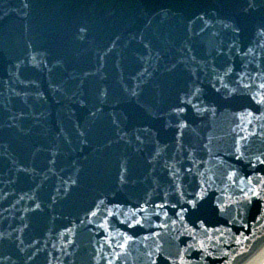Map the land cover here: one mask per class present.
Wrapping results in <instances>:
<instances>
[{
	"label": "water",
	"instance_id": "1",
	"mask_svg": "<svg viewBox=\"0 0 264 264\" xmlns=\"http://www.w3.org/2000/svg\"><path fill=\"white\" fill-rule=\"evenodd\" d=\"M261 84L264 0H0V264H261Z\"/></svg>",
	"mask_w": 264,
	"mask_h": 264
},
{
	"label": "snow or ice",
	"instance_id": "2",
	"mask_svg": "<svg viewBox=\"0 0 264 264\" xmlns=\"http://www.w3.org/2000/svg\"><path fill=\"white\" fill-rule=\"evenodd\" d=\"M228 71H231V69H228ZM223 86L225 88L227 87V85H223ZM245 87H247V86H245ZM260 87L261 88H264V84H261ZM200 91H201V89L196 88L195 91H193L191 93V95L192 96H196ZM217 91H219V89H217ZM252 99L255 100L257 104H264V95H261L259 97V99H257V97L254 95L252 97ZM186 103L191 105L192 104V100L191 99H188L186 101ZM192 107L193 108H196L195 105H192ZM175 111H177V113H183L184 111H186V109L184 107H178ZM196 111L199 112V111H201V109L196 108ZM249 115H252V113H249ZM179 127H181V128L187 127V124L182 122V123H180ZM259 162L261 164H264V160H260ZM125 171H126V169H125ZM187 171L190 172L191 169H188ZM173 175H175V173H173ZM233 175H234V173L229 174V179H232V176ZM121 180H122V182L124 181V176L123 175L121 176ZM251 182H252V178L249 177V184H251ZM72 183H75V181H72ZM241 192L243 193V199L246 200V201H248L249 203L251 202V199L252 198H256L257 200L264 201V194H262V193H264V178H262L260 180V183L259 184L253 185L252 187H249L247 189V191H244V189H241ZM180 194H181V196L184 195L183 192H181ZM190 195L192 196V198L191 199H188L186 201V203L189 204V205H191V207L193 209H195L197 207L198 202L203 201L207 197L208 191H207V189L202 184L200 186V190L199 191H196L194 193H190ZM103 203H104L103 201H100V204H103ZM145 203H147V202H145ZM171 206L173 208L176 207L175 204H173ZM216 206L219 209V211L221 213H223V212H226L228 210V208L230 207V204H226L224 202H221L220 199H219V197H218L217 198V204H216ZM36 207L39 208V204H37ZM158 207L163 208L164 205L161 204V205H158ZM182 211H187V209H182ZM98 212H99V207H97L95 211H91L90 212V215L94 217V216H96L98 214ZM146 212H147V209L145 207H137L135 210H133L131 212V215L129 216L128 221H124V223H127L128 224V227H130V228L135 227L137 225H139V226L142 227L143 226L142 225V220L141 219H135V217L137 216L138 213H146ZM107 214L109 216L115 215V213L112 212L110 209L108 210ZM261 214L264 215V211H262ZM165 215H167V213H165ZM177 215L179 216L180 220L183 221V219H184L183 215H181V213H177ZM172 223L175 224L176 221H173ZM201 225H203V222L202 221H201ZM243 226L244 227H247V225H243ZM101 227H104V225L102 224ZM157 227L166 228L167 225L166 224H161V225H158ZM214 231H220V229H215ZM221 234H223V233H221ZM153 235L156 236V237H159L161 235V233L157 232V233H153ZM147 238L148 237H145V239H147ZM132 239H133L132 236H128L127 234H125V243L124 244H121L119 246L120 247H124L125 244L128 241L132 240ZM209 239H210V237H209ZM236 243H238V244L241 243V241H240L239 238H237ZM188 247H190V248H196V245H191L190 244V245H188ZM198 250L204 252V254L207 255V256H211L212 255V253L209 252L208 249L205 247V244L203 243V241L200 242L199 249ZM156 251L157 252L160 251L159 247H157ZM184 251H187V249H185ZM245 251H247V249H245ZM149 255H151V253ZM203 258L204 257L202 256L201 259H203ZM165 259H170V258L169 257H165ZM109 264H111V262H109ZM152 264H155V261H153ZM172 264H175V261H172ZM180 264H190L189 261H186L184 259L183 253H181V255H180ZM261 264H264V261H261Z\"/></svg>",
	"mask_w": 264,
	"mask_h": 264
}]
</instances>
